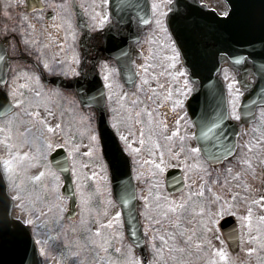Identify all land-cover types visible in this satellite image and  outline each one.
Wrapping results in <instances>:
<instances>
[{
	"label": "snow or ice",
	"instance_id": "obj_1",
	"mask_svg": "<svg viewBox=\"0 0 264 264\" xmlns=\"http://www.w3.org/2000/svg\"><path fill=\"white\" fill-rule=\"evenodd\" d=\"M132 6V5H129ZM169 12H171V0H168L165 5ZM159 5L156 3L151 4V8L154 10L155 14L158 15L159 19H156L155 23L157 28L165 33L168 37L172 56L170 57L172 64L170 67H176L178 63H192L193 67L195 66L196 61L200 57L199 49V32L200 26L198 23L193 22L191 26L185 23L187 17L181 16L179 13L171 12H159ZM35 11V9H33ZM191 15V13H189ZM224 17H229L230 12L225 11L222 13ZM27 19V18H25ZM108 20L107 16L103 17V20L100 22V26L103 27V23ZM5 34L10 33L5 31ZM175 35V38H173ZM23 43L27 46L30 41L26 38L23 39ZM39 59V53L37 54ZM4 59L3 56H0V60ZM43 68L46 69L49 73H54L55 68L50 65L48 62L43 63ZM140 68L145 69V65H140ZM24 75L27 76V72H24ZM180 75L183 79V86L180 89H176L178 93L187 94L190 91H193L192 87H189L190 83L195 84V81H190L189 70L185 68ZM153 78H156V73L152 74ZM35 82L40 83V76H34ZM107 79V77H106ZM147 86V88L145 87ZM157 87H162L157 85ZM229 88H232V84L228 85ZM140 92H145L144 99L146 101H151L153 104L156 103L155 91L151 88L148 79H142L139 86ZM56 95H59V90H55ZM15 95V93H13ZM37 97L41 96V92H36ZM242 93L237 91L235 97L232 101V109L230 113H223L219 115L215 122L211 124V127L202 126L199 133L202 139H207L209 133L216 131L217 135L215 137V144L221 145L226 143L230 139L229 129L226 127V121L229 118H233L236 121H241L242 119V105L241 109H238L236 106V99L240 98ZM171 98V94H169ZM141 101L137 100L136 103ZM23 104V101L17 100L16 105L20 106ZM183 100L176 98L174 99L173 108H182ZM144 111L147 112L149 120L153 119V113L148 111L147 105H145ZM32 115H39V113H32ZM135 116L138 118L140 112H136ZM128 119H132L131 116ZM113 122L110 127L114 130L115 133V155L116 159H123L125 165L128 167V172L126 173L130 179L127 185L122 186V204L124 206H131L133 201L139 199L144 203L141 205L143 211L138 213L136 208H130L128 216L132 220L137 219V214L142 216L146 221L145 231L149 228L153 232L152 236V249L157 257H160V260H148L145 257L140 259H133L128 262V264H168L167 260H164V248H157L156 238L157 234L164 232V235H159V240L164 242L165 245L169 248V255L180 251L183 252L186 247H190L194 238L199 239V243H208L206 239H200L203 233H212L213 229L219 227L220 220L225 217L235 216L234 209L237 208V201L241 199L240 192L246 191L247 188L251 187L247 182L255 181L260 182L264 179V140L257 145L256 149H253L251 143L247 145L248 154L236 157L235 164L240 166L237 170L231 163L226 168H214L215 164H222L223 160L220 157L209 155L207 158L202 153V146H192L189 143L190 137L197 136L196 132H185L183 136L179 137L178 151H173L172 148H168L167 151L162 150V145L160 143H155L156 149H161L153 153L149 151L148 160H144L141 156L142 147H133V141L130 140V137H133L135 133L132 130L128 129V135H125L121 132V128H127L125 121L120 120L118 117L112 118ZM183 120V116L177 113L176 125H179ZM136 123H143L142 120L136 119ZM89 121V125H90ZM167 123L163 125L164 128H167ZM57 128L61 127L60 125L56 126ZM49 132H53L54 128L52 125L47 126ZM89 143L88 145H77L74 143L75 138H72V144L69 146V141L65 139L64 136H60L57 139L55 136L45 137L41 136L42 140L41 148L38 149L40 154V159L45 163H48V156L55 152L57 149H63L69 147V152L67 158L63 161L56 160L55 163L61 171L67 170L73 173L76 172L75 165L77 164L76 156L80 154L79 149L81 147H87L88 151L84 153L89 157L98 156L103 157L106 155L105 145L102 142V137L104 133L98 129L89 126L86 129ZM180 133V128L176 127L173 131V136H177ZM145 134L143 131L140 132L138 143L141 146H145L146 140L144 138ZM165 140L170 139L169 137H164ZM63 141V143L61 142ZM34 143L35 141H31ZM25 156H28V153H25ZM227 156L229 160L231 157L235 156V151L233 146H230L227 150ZM139 157V158H138ZM254 157V159H253ZM103 162V161H102ZM8 168H11L9 162H5ZM39 164V160H37ZM67 164L68 167L65 169L64 165ZM151 164V170H146L145 165ZM182 166L189 175L182 177L181 183L184 180H188L190 183L188 185L189 191L181 195L179 200L173 199L172 197H165L162 194L161 185L156 182V177L160 174L166 172L170 167ZM86 167V166H85ZM261 171H257V169ZM45 172H39L38 176H33V179H39L40 177L45 176ZM54 180L58 181L59 176H56L55 173H52ZM93 178H96L97 174L92 173ZM195 176V179H193ZM132 180H135L137 183L133 184ZM148 185V194L147 195H137V189L139 188L140 183ZM231 183V188L229 184ZM196 185V191L191 190V185ZM219 186V187H217ZM228 189V191H224ZM140 192H143V189L140 188ZM223 192V195L218 194ZM206 193H211L213 199H207ZM155 197V198H154ZM18 198V197H17ZM63 198L61 197V200ZM261 202H264V196L260 197ZM59 207V205H57ZM23 208V205H21ZM48 212L51 213L52 209L49 208ZM249 215L245 217L248 221V227L251 228L252 216L251 209H248ZM43 215V213H42ZM122 216L121 211L115 212V217L117 220H109L107 224L109 227H112L114 224L119 223V218ZM264 219V217H261ZM10 221L7 218H0V241L8 235L12 229L10 228ZM23 223L27 225H33L34 221L32 219H23ZM167 225L168 228H171L172 231H168V228L164 227ZM101 227L95 228V233L99 235L101 233ZM121 236V248L123 247V233H119ZM132 235H135V231L132 232ZM218 238V237H217ZM241 234L237 232L236 235L230 234L227 239H241ZM252 237L249 236V240ZM95 243V241H93ZM107 243V240L104 241ZM224 243V241H221ZM103 247V244L101 245ZM121 248H116V252H120ZM131 250V249H129ZM255 249L249 247L247 248L248 253L254 252ZM40 252L45 253V249L41 248ZM216 252L219 255L221 260H227L226 252L223 248L216 249ZM73 256H78L79 253L73 252ZM173 259L175 257L173 256ZM214 264V262H213Z\"/></svg>",
	"mask_w": 264,
	"mask_h": 264
},
{
	"label": "rangeland",
	"instance_id": "obj_2",
	"mask_svg": "<svg viewBox=\"0 0 264 264\" xmlns=\"http://www.w3.org/2000/svg\"><path fill=\"white\" fill-rule=\"evenodd\" d=\"M210 2L211 4L216 3L215 0H210ZM89 8L94 23L96 22V18L102 19L106 14L105 0H90ZM171 64L172 62L170 63L167 61L168 68H171ZM226 80H228V85L232 84L230 92L235 95L238 91L235 77L229 75ZM166 93L168 94L167 91ZM114 97L120 101V105L124 110H128L126 100H123L124 95L122 94V90L120 88L117 89V86ZM15 100L17 101L19 99L15 98ZM32 110L34 113H39L38 116L35 115L36 118L42 117L41 114L43 113L40 111L43 109L40 107H32ZM143 112L147 114L146 111L143 110ZM130 121L137 138H139L140 132L143 131L148 148H150L153 143L155 145L152 120H149L147 133L141 128L139 123L136 124L133 119ZM259 122L262 124L260 128H264V111H262V118ZM31 125H33V123L28 121V123H24V126L20 125L16 127L15 119L5 122L4 126L0 125V156L9 184L11 185L13 175L21 169H24V173L26 170L28 174L26 178L19 179V182H15L16 184L13 186V195L16 199V215L21 219H32L34 221L33 226L37 231V226H41L42 224L44 230L52 227L50 234L45 235L44 232L38 231L37 237L41 239L44 244L46 242L48 243L50 240L53 241L49 243L50 246L55 244L57 250L61 251L63 249L62 255H65L69 261L73 262L72 264H128V262L133 259H140L136 251L125 241L124 235L123 247L121 248V236L119 235V233H122L121 222L114 224L112 227H109L107 224L109 220H117L115 212L119 211V208L109 195V177L102 157H89L85 155L80 161H77L75 165L76 172L74 173V179L79 189L78 195L83 217L82 220L80 219V224L73 225V222H69L63 216L67 210V199L63 198L61 200L62 195L59 190L62 185V180L60 181V178L58 181L54 180L52 173H55L56 176H58V174L51 169L48 163L40 159L38 149L41 148L42 140L39 139L37 142L32 143L31 141L34 140L33 136L29 135V133L23 134L22 132V129H26ZM36 127L34 131L36 135H39ZM41 132H43L42 129ZM52 134L53 135L47 134L45 137L55 136L59 139V134H55L54 132H52ZM263 136L264 134L262 135V133H260V135L255 138V135L251 136V134H249L248 144L251 143L252 146L259 144L264 140ZM81 150L83 151V147ZM149 151L154 152L153 149H148V153ZM25 153H28V156H25ZM37 160H39V164H37ZM6 161L11 164V168H8L5 163ZM31 165H37L42 168L46 173L45 176L39 179H33L34 171L30 170ZM233 166L239 170L240 166L236 164ZM147 170L151 169L149 168ZM257 171H261V169L258 168ZM37 172L38 171L35 169V173ZM93 172L97 174L96 178H93ZM165 173L166 172L156 177V181L153 183L158 182L161 185L162 194L165 197H172L178 201L181 195L186 194L189 189L180 195L169 196L165 191ZM247 183L251 185V187L247 188L246 191L240 192L241 199L238 200L237 208L234 209L236 213L235 216L239 219L242 232L241 251L239 254H231L226 243H221V241L224 240L221 237L218 227H216L213 229L212 233H203L202 236H200V239H206L208 243H199V239L194 238L190 247H186L183 252L177 251L171 256L169 255V248L164 242L159 240V235H164V232L158 233L155 243L157 248H164V260H167L168 264H213V262L214 264H249V262L250 264H257V261L254 260L255 257L252 258L248 256L247 248L250 246L248 245V240L250 235H252V241L254 239L258 240L260 237L264 238V221L261 225L260 223L255 224L254 221H251V223L255 225L253 226V230L248 232V221L245 217L249 215L248 209H250V202H254L255 200L260 204H264V202L260 200L261 195L264 196V179L260 182L248 181ZM140 184L143 189L140 195H147L148 185L142 182ZM229 188H231V183L229 184ZM191 190L193 192L196 191L195 184L191 185ZM224 191H228V189H224ZM218 194L223 195V192H219ZM208 198L213 199L214 197L211 194ZM21 205H23V208H21ZM57 205H59V207H57ZM49 208L52 209L51 213L48 212ZM143 222L146 226L144 218ZM101 225H103L101 233L97 235L94 230L97 227H101ZM164 227L168 228L167 225H164ZM168 231H172V229L168 228ZM254 233H256V235H253ZM145 234L148 244L152 249L153 232L149 228L145 231ZM52 237L55 238V240H53ZM105 240H107L106 244L104 243ZM93 241H95V243H93ZM102 244L103 247H101ZM116 248H121V251L116 252ZM218 248H223L225 250L227 260H221L219 258L216 252ZM73 252H77L79 255L73 256ZM152 252V260H160V257L155 255L153 249ZM58 254L59 253L53 248L46 251L44 253L46 263L61 264L59 263L60 255L56 256ZM173 256L175 259H173ZM75 260H78V262ZM161 264H163V260H161Z\"/></svg>",
	"mask_w": 264,
	"mask_h": 264
},
{
	"label": "water",
	"instance_id": "obj_3",
	"mask_svg": "<svg viewBox=\"0 0 264 264\" xmlns=\"http://www.w3.org/2000/svg\"><path fill=\"white\" fill-rule=\"evenodd\" d=\"M190 1L191 0H177L174 6V12L179 13L181 16L187 17L185 23L189 26H191L193 22L198 23L200 26V57L196 61L194 67L192 63H187L186 65L192 70V78L194 81L198 80L202 88L201 92L199 91L194 95L189 105L192 117L199 118V124H201L204 121L202 112L204 110L201 109L200 112L199 105L197 106V103L200 102L201 99L202 102L207 105L208 101L210 100L208 99L209 96H215L217 101L220 102V104H217L219 109L216 114L219 116L223 113H226L224 98L221 95L223 94V91L217 95L212 93L214 91L213 84H215V79L213 80V74L215 75L218 72L219 67V63H217L219 62L218 57H220L222 53L230 55L231 58L236 56V63L234 66L238 69V64L242 63V61H239V58H244V55L248 56V53L250 54V52L255 54L254 51H249V47L252 46V48L258 47L257 55L259 59L262 61L264 60V0H227L231 4L232 8V19L230 23H227L229 21L228 19L227 21H220L214 17H205L202 10L193 6ZM135 4L137 10L139 11V19L134 15L133 12H130V17H126L125 14H123L126 11L123 9L125 12L120 13V8L117 5V2L115 0L112 2V6H114L115 10V12H113V17L120 24V27L114 31L113 36L109 34L107 37L108 41H111L110 45L112 46V49H114V44L115 48L119 47V50L122 51L123 47L129 40L128 38L131 37L135 20L137 21V25H139L140 28L143 27V23L147 22V0H135ZM189 13H191V15H189ZM125 29L128 30L129 33L127 38L122 36ZM134 35V39L139 37V34L136 32V28ZM173 36L175 37V35ZM246 77L247 73L245 72L244 79L242 77L241 80V84L245 89L247 88L245 84ZM258 86V98L255 94H252V98L247 97L246 104L244 103V107L248 106L250 114L253 113L255 107H251V104H257V102L254 100L264 101V81L258 84ZM220 88L222 90L221 85ZM6 105L7 101L0 103V112L5 110ZM196 107L199 109H196ZM200 119L202 122H200ZM100 126L103 133H105V141L107 132L104 130L103 118H101ZM226 127L230 128V125L227 123V121ZM110 148L113 150L109 151L107 160L112 173L114 194L116 199L121 204L125 216L124 218L127 235L130 241L140 251L142 256L147 259V248L142 234L138 214L136 220H132L128 216L130 208L137 209L138 202L137 200L133 201L131 206H124L122 204V186L127 185L130 179V177L126 174L128 172V167L125 165L123 159H116L115 148L112 145ZM132 183L134 184L133 180ZM176 184V187L178 188L171 186L170 182L168 184V189L171 192L181 189L182 183L179 184L176 181ZM64 193L71 197V212L69 214V216H71L75 212L76 199L69 178H67V185L64 189ZM12 205L13 202L8 196L4 178L0 173V218H7L11 222L10 228L12 229V231L6 235L2 241H0V264H40L34 245L29 238L28 229L19 221L12 220L10 217ZM220 227L223 230L230 249L235 253L238 252L239 239H227L230 234L236 235L238 232L237 224L234 218L230 217L224 219L220 223ZM133 231H135V235H132Z\"/></svg>",
	"mask_w": 264,
	"mask_h": 264
},
{
	"label": "flooded vegetation",
	"instance_id": "obj_4",
	"mask_svg": "<svg viewBox=\"0 0 264 264\" xmlns=\"http://www.w3.org/2000/svg\"><path fill=\"white\" fill-rule=\"evenodd\" d=\"M40 1L44 5V8L35 9V11H33L32 9L33 5L31 3H28L27 0H10L11 6L9 7L8 13L12 18L19 17L20 15H22L23 17H26L30 20H35L37 16L41 14H45L46 17L51 16L53 19H55L57 16L61 15L63 11L66 12V7L64 3L60 2V0H40ZM217 9L220 14L225 12V10L224 11L221 10L222 9L221 5ZM76 61H77V56L76 54H73L70 56L68 60L58 64H53L52 66L55 68L54 73L63 74L65 76H71L77 69ZM178 145L179 142L173 139L172 142L169 144L168 148H172L173 151H178L179 150ZM249 242H250V247L253 248V241L250 240ZM252 253H248V255L250 256L252 255ZM262 253L264 257V247L262 249Z\"/></svg>",
	"mask_w": 264,
	"mask_h": 264
}]
</instances>
